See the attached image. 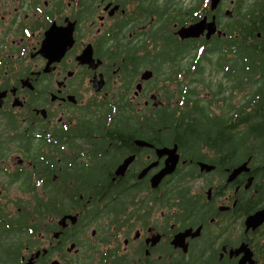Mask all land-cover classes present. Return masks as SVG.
Segmentation results:
<instances>
[{"label": "flooded vegetation", "instance_id": "obj_1", "mask_svg": "<svg viewBox=\"0 0 264 264\" xmlns=\"http://www.w3.org/2000/svg\"><path fill=\"white\" fill-rule=\"evenodd\" d=\"M247 42L264 53V0H0V264H257L264 145L146 115L198 97L225 116Z\"/></svg>", "mask_w": 264, "mask_h": 264}, {"label": "trees", "instance_id": "obj_2", "mask_svg": "<svg viewBox=\"0 0 264 264\" xmlns=\"http://www.w3.org/2000/svg\"><path fill=\"white\" fill-rule=\"evenodd\" d=\"M255 47L256 43L253 42L243 45L240 60L242 81L234 84L232 92H227L223 98L227 105L225 116L209 115L206 111L207 102H200L197 97L195 105L186 107L183 112L191 119L178 118L177 108L174 107L155 108L146 114L148 124L154 128L162 127L164 131L187 133L174 136L175 140L179 137H184L185 140L201 139L211 147H221L225 144L223 141H226V144L232 145L234 149L239 142L243 156L251 155L254 148L264 145V53H256ZM234 60L236 63V59ZM222 67H225L228 73L233 72L236 75V70H233L235 67L228 63V60ZM237 90H244L238 105L233 102ZM216 92L224 93V89L219 88ZM258 255L257 264H264V246Z\"/></svg>", "mask_w": 264, "mask_h": 264}, {"label": "water", "instance_id": "obj_3", "mask_svg": "<svg viewBox=\"0 0 264 264\" xmlns=\"http://www.w3.org/2000/svg\"><path fill=\"white\" fill-rule=\"evenodd\" d=\"M189 34H193L191 32H188L187 35ZM163 151L168 152L170 156V159L167 161L166 165L164 166V168L158 173L156 174L153 178V185L156 186L157 184H159V182L161 181V179L168 173H171L175 170L176 165H177V161H178V152H177V144L173 147L170 148L169 147H164ZM202 164L206 165V167L208 169H211L212 166L214 167L213 164L210 163H206V162H202ZM125 165V164H124ZM124 165L121 167H119V170H122L124 168ZM250 167L248 166V160H245L244 162H242L241 165L235 167L232 171V173L230 174V179L235 177V175L242 171V170H249ZM264 220V209H262L259 212L256 213H252L250 215H248L247 219H246V224H247V228L249 227H253L255 228L256 226H258L262 221ZM249 249V247H247ZM249 254L252 257L251 259V263L252 261H254L253 259V252L249 249Z\"/></svg>", "mask_w": 264, "mask_h": 264}, {"label": "rangeland", "instance_id": "obj_4", "mask_svg": "<svg viewBox=\"0 0 264 264\" xmlns=\"http://www.w3.org/2000/svg\"><path fill=\"white\" fill-rule=\"evenodd\" d=\"M212 61H215L214 60V58L212 59ZM219 73V72H218ZM209 75V74H208ZM241 96L244 94V90L243 91H241V92H238ZM206 94V92L205 91H203L202 92V95H205ZM234 144H236V139L234 140Z\"/></svg>", "mask_w": 264, "mask_h": 264}]
</instances>
